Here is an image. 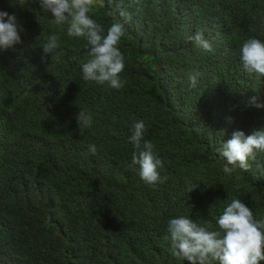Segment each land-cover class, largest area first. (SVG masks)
Here are the masks:
<instances>
[{
	"label": "trees",
	"instance_id": "16d2710c",
	"mask_svg": "<svg viewBox=\"0 0 264 264\" xmlns=\"http://www.w3.org/2000/svg\"><path fill=\"white\" fill-rule=\"evenodd\" d=\"M0 10L21 37L0 49V264H189L172 254L170 219L217 229L237 198L264 219V152L231 175L217 152L234 131L264 129V107L249 105L264 103V77L240 59L245 40L264 41V0H101L89 14L104 34L125 28L119 89L83 79L86 41L38 0H0ZM196 32L211 51L189 39ZM53 34L59 47L42 60ZM80 108L93 117L82 134ZM138 120L168 177L155 186L131 164Z\"/></svg>",
	"mask_w": 264,
	"mask_h": 264
},
{
	"label": "clouds",
	"instance_id": "9594fccd",
	"mask_svg": "<svg viewBox=\"0 0 264 264\" xmlns=\"http://www.w3.org/2000/svg\"><path fill=\"white\" fill-rule=\"evenodd\" d=\"M38 3L40 8L51 14L56 25H68L69 37L86 41L89 59L82 64L84 80L107 83L115 89L124 86L120 73L125 68V57L118 47L125 31L123 23H113L105 35L104 27L89 14L95 0H38ZM120 15L127 14L121 11ZM189 39L199 48L212 50L210 42L201 32H196ZM20 42L16 15L0 10V49L12 48ZM41 45L43 60L58 49V36L50 35ZM240 59L246 72L264 77V41L254 37L245 40L240 49ZM198 76L199 73H196L189 77L192 87H196ZM249 105L264 107L257 96L250 98ZM76 120L80 134L93 124L92 114L81 108L76 113ZM131 132L130 141L135 149L131 164L139 166L140 178L150 186L167 181L168 177L161 176L158 170L163 164L155 145L144 138V121H136ZM88 151L96 155V145L90 144ZM217 152L226 161L223 165L225 174L231 175L237 168L249 171V160L255 161L256 153L264 152V129H254L248 135L242 130L234 131L231 139L218 147ZM257 169L264 174V168L259 163ZM195 187L196 183L189 191ZM217 224V229L210 230L187 216L170 219L166 238L170 239L172 254L189 264H260L264 261V219L255 217L241 199H233L224 207Z\"/></svg>",
	"mask_w": 264,
	"mask_h": 264
},
{
	"label": "rangeland",
	"instance_id": "374dc122",
	"mask_svg": "<svg viewBox=\"0 0 264 264\" xmlns=\"http://www.w3.org/2000/svg\"><path fill=\"white\" fill-rule=\"evenodd\" d=\"M101 4V0H95V5H94V7H97V6H99ZM93 7V8H94Z\"/></svg>",
	"mask_w": 264,
	"mask_h": 264
}]
</instances>
